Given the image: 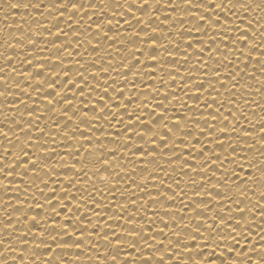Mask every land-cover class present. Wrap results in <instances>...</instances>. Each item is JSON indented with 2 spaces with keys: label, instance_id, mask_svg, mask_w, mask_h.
I'll return each instance as SVG.
<instances>
[{
  "label": "snow or ice",
  "instance_id": "6c2138e0",
  "mask_svg": "<svg viewBox=\"0 0 264 264\" xmlns=\"http://www.w3.org/2000/svg\"><path fill=\"white\" fill-rule=\"evenodd\" d=\"M21 9L0 264H264V0L0 4Z\"/></svg>",
  "mask_w": 264,
  "mask_h": 264
},
{
  "label": "bare ground",
  "instance_id": "6f19581e",
  "mask_svg": "<svg viewBox=\"0 0 264 264\" xmlns=\"http://www.w3.org/2000/svg\"><path fill=\"white\" fill-rule=\"evenodd\" d=\"M0 4H3V0H0ZM5 11H7V9H5ZM22 17H23V10H22V9H21V11H20L18 14H17V13H10V14H9V18H8L7 21H5V20L3 19V12H0V28H2L3 25H4L5 23H9V24H10V23H11V20H12L13 18L17 21V24H19V23L21 22ZM25 19H26V18H25ZM30 26H32L30 21H28V22L24 25L25 28H28V27H30ZM13 27H15V26H13ZM205 87H207V84L205 85ZM185 99H187V98H185ZM187 102H188L190 105L193 104V101H192V100H188ZM128 167L130 168L131 166L129 165ZM136 179L139 180V173L137 174Z\"/></svg>",
  "mask_w": 264,
  "mask_h": 264
}]
</instances>
